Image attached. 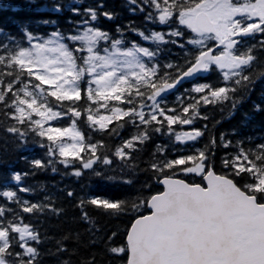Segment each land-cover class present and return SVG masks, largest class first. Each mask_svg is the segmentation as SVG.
<instances>
[{
    "label": "snow or ice",
    "instance_id": "obj_1",
    "mask_svg": "<svg viewBox=\"0 0 264 264\" xmlns=\"http://www.w3.org/2000/svg\"><path fill=\"white\" fill-rule=\"evenodd\" d=\"M135 7L131 11L146 12V8L155 9L147 11L145 21L158 22L172 28V31H151L135 27L132 22L125 26L128 31L139 35L143 41L151 40L157 45L156 49L145 47L138 42L126 39L124 31L117 25L116 34L99 28L94 22L99 17L113 20L114 12L99 11L104 8L99 3L95 8L85 9L87 19L81 23L85 29L81 33L73 32L66 35L54 30L48 39L38 38L31 29H27L29 47H17L8 49L10 55H0V64H6L12 68L16 66L20 74L26 73L28 77H34L39 84L33 85L37 92L23 89L25 97L21 98L13 93L14 99L9 105L14 107L19 115L13 119L19 124H25L27 118L32 131L40 137H46L49 142L57 143L67 136L73 143H57L60 157L59 161L66 168L72 166L73 160H79L82 169L91 171L95 178L111 183H122L129 186L134 184V176L138 165L133 162V157L125 149L134 148L133 141L125 142L116 150L114 155L124 162L117 174H108L107 169L94 168L97 162L101 165L111 166L113 160L106 155L97 156L96 144H89L90 155L81 157L85 151V136L76 129L75 121L72 127L45 128V123L70 114L79 118L81 109L72 106L66 107V111H54V106H49L47 97H54L56 101L79 102L82 99V90L87 101L96 104L98 100H115L121 103L125 101L124 93L135 87L136 94L143 96L140 86L146 85L151 90L147 99L152 101L151 112L143 111L144 105L124 110L120 107L110 109L111 116L94 118L91 108L83 109L88 113L86 119L92 125H99L106 130V124L113 118L119 120L123 117H131V123L137 120L140 124L164 125L167 122V131L172 132V125L180 123L192 124L199 115L196 105L193 116L188 117L189 107L183 108L185 118L180 115H172L176 109L162 107L166 99L162 94L176 89L186 78H195L205 73H210L215 68L223 72V79L231 81L230 84L219 88H212L208 84L195 86L192 91L206 93L200 99L204 104L231 102L232 114L243 101V95L236 96L238 92L251 90L254 80V61L258 58L252 54L253 49L264 48V0H127ZM39 0H24V6L32 8L37 6ZM20 7V5H16ZM54 11H62V6L53 5ZM79 14V9H74ZM50 23L51 21H44ZM182 26V27H178ZM3 29H0L2 32ZM23 35V32H21ZM257 37L259 39L257 40ZM251 38L256 43L248 46ZM33 40H38L32 43ZM173 44L184 50L185 65L183 68L176 66L175 75L160 69H172L173 64L161 65L156 59L159 52L165 51L161 45ZM144 58H147L145 60ZM227 70V71H224ZM8 75H12L9 72ZM264 77V72L260 73ZM43 85H48L45 92ZM207 90V91H206ZM7 91H12L9 84ZM232 93L233 95H229ZM43 97L39 107H34L38 99ZM210 97L212 99H210ZM5 94H0V102L4 101ZM160 98V99H158ZM27 105L31 112L26 113L21 105ZM107 107V104L100 105ZM254 111H262L260 104H255ZM41 109H44L41 111ZM98 111V109H97ZM40 119L33 120L32 114ZM163 117V120L159 119ZM207 119V117H201ZM244 119L248 115L244 114ZM207 128V125H205ZM8 132L24 136V132L18 127H10ZM154 132H160L161 127H155ZM235 135V129L232 130ZM204 135V131L194 129L191 132L176 133L177 141H196ZM226 133L219 138L220 146L228 148L233 141L226 140ZM150 139L147 132H142L134 137V140L143 143ZM243 141H236L234 146L237 154L231 159V153H226L221 160L226 174H218L215 171L214 157L217 140L213 136L203 149H197L198 154H190L185 157L168 159L163 156L164 148L158 147L162 158L154 160L150 168L159 173L163 179L165 190L151 196L150 200L138 202L134 199L137 193H132L128 198L110 199L107 197L92 196L80 201V207L94 206L106 214H121L132 210H138L146 203L153 211L149 215H143L132 224L127 235V247L130 252L128 264H264V144L259 145V150L253 152L241 145ZM42 147L44 145H41ZM56 149L49 148L53 154ZM256 161H260L258 166ZM36 167L46 168L47 164L40 160L33 161ZM189 165L187 167H180ZM53 172L57 169L52 167ZM129 175L125 176L124 173ZM198 174L207 181V186L190 184L183 179L173 178L176 173ZM81 177L84 172L76 169L73 173ZM242 174H249L244 176ZM240 177V181H237ZM14 179L20 181L21 175L15 174ZM247 180L248 182H244ZM19 191H28L20 188ZM9 199L17 196L14 191L0 193ZM73 195L72 192L68 193ZM23 203V211L27 213L43 211L45 205ZM5 209L0 207V216ZM82 219L90 222L86 211H82ZM11 233L19 234V247L24 249V255L28 260H17L21 253L9 251L13 248ZM68 237H65L67 239ZM40 242L39 234L30 230L27 226H18L11 223H0V264H34L36 257L40 255L35 247L28 246L27 240ZM23 242V243H20ZM59 243V242H58ZM66 250V249H58ZM113 253H123L125 248L113 247ZM12 257L13 259H9Z\"/></svg>",
    "mask_w": 264,
    "mask_h": 264
},
{
    "label": "trees",
    "instance_id": "obj_2",
    "mask_svg": "<svg viewBox=\"0 0 264 264\" xmlns=\"http://www.w3.org/2000/svg\"><path fill=\"white\" fill-rule=\"evenodd\" d=\"M99 3L104 4V8L99 11H109L116 14L115 19L108 20L104 17L94 22L99 28L107 30L111 34H116L117 25L124 31L126 39L132 42H138L145 47L156 49L157 45L151 40L143 41L139 35L128 31L125 26L130 22L140 30H145L146 34L151 31H172L165 25L158 22L145 21L147 11L155 12V9L146 8V12L131 11L134 5L127 0H39L37 6L32 8L24 6V0H0V55L7 57L10 55L8 49H17V47H29L27 40V29H31L33 34L42 39H48L54 30L71 35L73 32L81 33L85 29V25L81 22L87 19L85 9L95 8ZM62 6V11H54L53 5ZM20 5V7H16ZM79 9L77 14L74 9ZM51 21L45 23L44 21ZM178 27H182L177 25ZM23 32V35H21ZM248 40V46L256 43L251 38ZM259 37H257V40ZM38 40H33L36 43ZM166 48L165 51L159 52L157 60L161 65L171 63L174 65L172 69L161 68V72H169L173 75L176 73V66L181 68L185 65L184 50L177 45L168 44L161 45ZM252 54L258 60L254 61V80L251 84V90L238 92L235 95H243V101L240 103L232 114L231 102L208 103L204 104L200 99L206 93H196L192 89L197 85L208 84L212 88H219L230 84L231 81L223 79V72L215 68L210 73H205L184 83H181L173 91L164 94L166 103L161 106L165 109L174 108L175 113L172 115H180L185 118L183 108L189 107L188 117L193 116L194 109L190 106L198 105L199 115L196 116L192 124L183 125L176 123L172 125L171 134L167 131V122L164 125H157L155 122L151 125L131 123V117H123L122 119L113 118L111 122L106 124V130L100 129L99 125H92L87 121L88 113L85 108L92 109L94 118L99 119L100 116H111L110 109L112 107H120L124 110L136 108L141 110L140 105L143 104V111L147 114L151 112L150 105L152 101L147 99V95L151 90L146 85L140 86V92L145 93L143 96L136 94V88L129 89L132 96L128 92L124 93V99L132 100V103H121L115 100H98L96 104L87 101L85 93L82 90V99L79 102L63 101L58 102L54 97H47L49 106H54V111H66L68 105H72L81 109L82 114L79 118L70 114L63 115L53 121L52 127H72L75 121L76 129L81 131L85 136V151L80 153L81 157L90 155L88 145L96 144L97 156L106 155L108 159L113 160L111 166L101 165L99 161L93 167L107 169L108 174L115 175L124 162L114 155L116 150L125 142L133 141L134 148L125 149L133 157L139 167L134 176V184L132 186L122 183L105 182L91 175V171L82 169L79 160L67 158L72 161V166L65 167L59 163L65 159L60 157L57 150L49 153V148L56 149L53 142H49L46 137H40L37 132L32 131L33 125H30L27 118L25 124H19L13 119L14 115H19L14 107L9 105L14 99L13 93L21 98H27L29 101L32 97H25L23 89L38 93L33 85L39 84L34 77H28L26 73L20 74L16 66L9 68L6 64H0V94H5L4 101L0 102V193L4 191H14L17 196L9 199L0 195V207L5 209L3 216H0V223H11L18 226H27L30 230L39 234L40 242L27 240L28 246L35 247L40 253L36 257L34 264H124L129 257L127 247V235L135 221V219L150 213L148 205L143 203L138 210H132L121 214H106L100 209L91 205H85L82 209L80 201L92 196L107 197L110 199L128 198L130 194L137 193L133 198L138 202L150 200L151 196L163 192L160 185L163 177L159 173L151 170V163L162 158L161 153L157 151L158 147L165 149L163 156L168 159L185 157L190 154H198L197 149H203L211 137L217 140L215 149L214 166L218 174H226L227 169L221 163L226 153H231L228 157L231 159L237 154V148L234 146L236 141H243L241 145L245 149H251L253 152L259 150V145L264 144V77L260 76L264 72V48L257 47L253 49ZM147 60V58H144ZM227 71V70H224ZM12 72V75H8ZM12 85V91H7L8 85ZM45 92L49 90L48 85L42 86ZM207 91V90H206ZM229 95H233L230 93ZM43 97L38 99L37 105L43 101ZM160 99V98H158ZM210 99H212L210 97ZM107 104V107L100 105ZM260 104L262 111H254V105ZM28 112L27 105H21ZM98 109V111H97ZM44 110V109H42ZM244 114L248 115V119H244ZM39 116L32 114V119L37 120ZM207 117V119L201 118ZM163 120V117H159ZM46 125H50L47 123ZM207 125V128H205ZM10 127H18L24 136L8 132ZM155 127H161L160 132H154ZM194 129L204 131V135L196 141H177L176 133L191 132ZM235 129V135L232 130ZM142 132H147L150 139L140 143L134 140V137ZM222 133H226V140L233 141V145L228 148L220 146L219 138ZM41 145H44L43 147ZM40 160L47 164L46 168L36 167L33 161ZM260 165V161H256ZM184 165L180 167H187ZM55 167L56 172L51 169ZM76 169H81L84 175L76 177L72 173ZM21 175L20 181L14 179L15 174ZM129 175L128 172L124 173ZM248 176L249 174H242ZM173 178L183 179L190 184L204 185L203 178L195 173L185 174L178 172ZM240 181V177H237ZM244 182H248L245 180ZM20 188L28 189V191H19ZM73 195L69 196L68 193ZM19 198L21 202L28 204L45 205L43 211L33 210L31 213L23 211V203H17ZM82 211H86L89 215L90 222L82 219ZM15 237L13 248L9 251H15L22 254L17 260H28L29 257L24 255V249L19 247V234L11 233ZM65 237H68L65 239ZM59 242V243H58ZM23 243V242H20ZM113 247H123V253H113ZM66 249V250H58ZM9 259H13L10 257Z\"/></svg>",
    "mask_w": 264,
    "mask_h": 264
},
{
    "label": "rangeland",
    "instance_id": "obj_3",
    "mask_svg": "<svg viewBox=\"0 0 264 264\" xmlns=\"http://www.w3.org/2000/svg\"><path fill=\"white\" fill-rule=\"evenodd\" d=\"M172 91V90H171ZM170 92V91H169ZM167 93V92H166ZM165 94V93H164ZM163 95V94H162ZM32 111V110H31ZM41 111H43L42 109H41ZM25 112L27 113V110L25 109ZM38 119H40V117H38ZM108 121H102V123H107ZM47 123H49L50 125H46ZM47 123H45V128H47V127H49V126H53V120H50V121H48ZM61 142H63V143H73V141L72 140H70L67 136H65V137H63L62 138V140L61 141H58L57 143H61ZM57 143H53L54 144V146H55V148H56V150H57V152H58V148H57ZM59 153V152H58ZM65 158V157H64ZM67 158H71V156H69V157H67Z\"/></svg>",
    "mask_w": 264,
    "mask_h": 264
},
{
    "label": "water",
    "instance_id": "obj_4",
    "mask_svg": "<svg viewBox=\"0 0 264 264\" xmlns=\"http://www.w3.org/2000/svg\"><path fill=\"white\" fill-rule=\"evenodd\" d=\"M187 79H191V78H186V79H184L183 81H185V80H187ZM177 179H179V178H177ZM204 180V179H203ZM185 181V180H184ZM186 182V181H185ZM204 182H205V185H200V186H202V187H206L207 186V181L206 180H204ZM188 183V182H187ZM160 185H161V187L163 188V191L165 190V185L162 183V180H161V182H160ZM162 193V192H161ZM160 194V193H159ZM148 208H149V211H150V213L149 214H151L152 213V209L148 206ZM149 214H147V215H149ZM135 222V221H134ZM133 222V223H134ZM130 231V230H129ZM130 259V252H129V257H128V260ZM128 260H127V262L126 263H124V264H128Z\"/></svg>",
    "mask_w": 264,
    "mask_h": 264
}]
</instances>
